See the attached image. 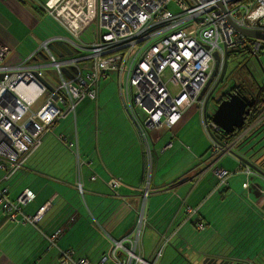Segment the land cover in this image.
I'll use <instances>...</instances> for the list:
<instances>
[{
    "label": "built area",
    "instance_id": "1",
    "mask_svg": "<svg viewBox=\"0 0 264 264\" xmlns=\"http://www.w3.org/2000/svg\"><path fill=\"white\" fill-rule=\"evenodd\" d=\"M21 1L59 22L71 39L46 40L32 55L17 60L13 59L11 48L0 41V206L9 221L27 224L40 232L39 224L51 209L53 199L28 215L23 213V207L32 203L36 195L26 189L14 201L3 184L24 170L45 136L68 115H75L82 101L97 102L100 81L111 75L117 81L123 108L139 134L149 176L153 158L151 130L162 125L173 127L192 106H198L213 156H233L234 148L254 127H248L234 141L227 140L213 122L207 100L218 82L212 84L227 65L229 51L259 56L264 48L263 42L242 35L234 27L264 32V0H59L52 6L39 0ZM173 6L176 12L171 10ZM91 25L97 26L96 34L85 43L81 37ZM57 41L67 42L73 55L60 58L54 54L50 46ZM216 53V77L200 99L216 69ZM41 54L46 56L47 64L37 63L43 59ZM43 69L54 72L55 83L42 74ZM63 69L69 70L73 78L69 79ZM44 94V105L33 113L31 108ZM59 140L67 143L62 136ZM170 147L171 142L161 152ZM241 168L247 177L253 173L243 164ZM212 172L220 186L228 184L231 173L218 167ZM108 186L116 192L121 183L113 179ZM243 187L247 189L249 184ZM77 191L84 198L80 184ZM147 193L146 186L145 199ZM144 203L136 213L130 234L120 239L105 234L110 249L97 264L160 262L169 245L168 238H162L149 259L142 255L147 223ZM76 222L77 216L72 215L52 234H43L48 247H57ZM197 229H204L203 222L197 223ZM59 251V264H92L76 257L73 249Z\"/></svg>",
    "mask_w": 264,
    "mask_h": 264
},
{
    "label": "crops",
    "instance_id": "2",
    "mask_svg": "<svg viewBox=\"0 0 264 264\" xmlns=\"http://www.w3.org/2000/svg\"><path fill=\"white\" fill-rule=\"evenodd\" d=\"M39 1L52 6L59 0ZM27 6L29 3L21 0H0V41L11 48L14 60L32 55L46 40L71 39L53 18L64 33L56 31L46 33L43 39L32 38L42 20L29 12ZM40 16L45 17L43 13ZM87 101L80 103L75 115L57 123L31 155L37 153L35 159L30 162V157L24 170L3 184L8 187L11 200L15 201L26 189L36 195L32 203L23 207L25 214L36 213L51 199L53 203L39 224L40 232L27 224L9 221L0 206V264H59L60 249H73L76 257L97 264L110 249L105 234L115 239L130 234L144 201L147 220L141 242L144 258L152 257L165 237L170 245L158 264H201L206 258L257 264L259 256L248 257L247 261L220 259L196 250L183 254L176 247L190 248L192 228L202 231L197 229L199 221L204 224L203 231L208 226L214 228L212 213L223 207L222 201L230 195L242 197L238 202L243 206L238 212L243 211L244 235L250 242L264 246V177L254 171L247 177L234 156H213L196 111L187 109L173 127L162 125L151 130L153 158L149 176L139 134L123 104L121 107L110 102L98 108L96 103ZM261 123L264 111L252 126ZM156 131L159 132L152 135ZM60 136L67 143L61 142ZM169 142L171 147L161 152ZM255 164L264 172V164L259 161ZM214 167L231 173L227 185H219L212 172ZM113 179L121 183L116 192L108 186ZM246 183L249 187L244 189ZM78 184L83 187L84 198L77 191ZM72 215L77 216V222L58 241L57 247L49 248L43 234H52Z\"/></svg>",
    "mask_w": 264,
    "mask_h": 264
},
{
    "label": "rangeland",
    "instance_id": "3",
    "mask_svg": "<svg viewBox=\"0 0 264 264\" xmlns=\"http://www.w3.org/2000/svg\"><path fill=\"white\" fill-rule=\"evenodd\" d=\"M44 1L48 3V0H44ZM171 10L173 12H176V8L174 6L171 7ZM39 17L41 18L42 22L34 30L35 32L32 38L37 37L43 39L47 36L46 33H51L56 31H59L60 33L63 32L62 28L51 17L48 16L45 17L39 16ZM96 29H97L96 25H91L82 35L81 40L84 41L85 43L91 42L96 34ZM40 62L42 64H47V61H45L44 59H40ZM42 74L49 81H52L53 83L56 82L55 79L56 75L52 70L43 69ZM113 79L115 78L113 75H111L107 79L100 81L99 83L100 96L98 97V101H97L98 104L96 102L98 108H100L102 104H110V102L114 103L117 106L119 104L122 107L120 95H118L119 94L118 84L117 81ZM243 80L249 83H253L258 88H264V48L261 50L259 56L249 55L248 53L229 51V58L227 61L225 74L223 76L221 83L214 92L213 97L220 98L224 93L227 92V90L231 86L240 84ZM46 95L47 94H44L37 99L34 106L31 108V111L33 113L39 111L42 108V106L45 103ZM181 104L183 106L186 104L185 98L181 100ZM111 109L112 106L109 105L108 110L111 111ZM195 111L198 113V117H199L198 121L202 130L204 131L201 123L200 111L198 110L197 105L192 106L189 110V112H195ZM214 111H215V103L211 99L208 105V112L209 114H213ZM68 116H73V115H68ZM158 132L159 131L152 132V135H155ZM207 140L209 141L208 138ZM261 147H262L261 153L263 155L262 160H264V145ZM243 151L244 148H242V152ZM36 156L37 153L31 157L30 162L33 159H35ZM219 156L220 155H218L217 157ZM247 157L248 158L246 159L253 160V158L250 157L249 155H247ZM76 175H77V169H76ZM228 197L226 198V201H222L224 202V206L223 207L219 206L212 213V221L213 223L216 222L214 228L208 226L206 227L205 231L202 230L200 232H196L192 228V234L189 237V239H191L190 248L184 245H183L184 247L182 246L181 247L176 246V247H179L181 249L180 251L183 254H188L191 253L192 250L193 251L196 250V251H201L204 254L215 255L213 257H217V258L219 257L220 259L231 258L239 261H243V260L247 261L248 257L251 258L252 256L253 257L259 256L257 263L264 264V246L262 247V245H258L250 242L247 236L244 235L243 211L241 210L238 212V209H240L243 206L242 202H238V200L242 201V197L241 196L233 197L232 195H230L229 199ZM236 200L238 204H235ZM229 207H231L230 210ZM235 208L237 209L236 211L233 210ZM145 209H146V203H145ZM202 238L204 239L201 242ZM169 245L167 246V248L169 247ZM102 248L103 245H101L100 249ZM172 248L176 249L174 248V246H172ZM203 263L204 261L201 264Z\"/></svg>",
    "mask_w": 264,
    "mask_h": 264
},
{
    "label": "water",
    "instance_id": "4",
    "mask_svg": "<svg viewBox=\"0 0 264 264\" xmlns=\"http://www.w3.org/2000/svg\"><path fill=\"white\" fill-rule=\"evenodd\" d=\"M29 12H31L37 18H40L39 14L31 7L27 6ZM234 27L244 36L256 39L257 41H261L264 43V32L263 31H256V30H247L242 29L236 25ZM51 51L56 54L58 57L62 58L65 55H73V51L70 47L65 44L63 41H57L55 44L50 46ZM43 59H47L45 55H42ZM216 59V69L213 72L207 86L203 90L200 99L206 94L208 88L214 81L217 70L219 67V56L216 53L214 55ZM227 66V65H226ZM226 66L222 72V75L216 84V86L212 89V92L209 94L208 101H210V97L214 94L217 87L221 83L223 76L225 74ZM76 72V70H74ZM64 74L69 78H73V74L67 69H63ZM257 98L253 97L249 99L248 97L240 96L239 94H231L229 93L228 99L221 101L217 106H215V111L212 114V120L216 123L225 135H232L237 129H242L245 126L246 119L251 113V109L255 106ZM252 125L249 127L251 128ZM250 151V150H249ZM232 155L244 166L249 167L252 171L258 173L259 175L264 177V172L258 169V167L239 153L233 152ZM245 155L247 156L248 153L246 152ZM203 264H218L217 260L206 258ZM219 264H232L230 261H224L223 263ZM239 264V263H237Z\"/></svg>",
    "mask_w": 264,
    "mask_h": 264
},
{
    "label": "trees",
    "instance_id": "5",
    "mask_svg": "<svg viewBox=\"0 0 264 264\" xmlns=\"http://www.w3.org/2000/svg\"><path fill=\"white\" fill-rule=\"evenodd\" d=\"M39 15L40 12L37 11ZM240 53H243L240 51ZM222 99V98H221ZM86 101V100H84ZM82 101V102H84ZM81 102V103H82ZM264 111V103L258 102V105L254 106L251 110L250 115L246 119L245 126L242 129H237L232 135H225L224 137L229 141H234L238 138L248 127H250L263 113ZM264 123L258 124L253 127L237 144L236 153H239L245 158H248L245 153L247 152L253 160L249 159V161L255 164V161H259L264 164V160H262V147L264 145ZM242 148L244 151L242 152ZM250 150V151H249ZM256 165V164H255ZM258 264V263H257Z\"/></svg>",
    "mask_w": 264,
    "mask_h": 264
},
{
    "label": "flooded vegetation",
    "instance_id": "6",
    "mask_svg": "<svg viewBox=\"0 0 264 264\" xmlns=\"http://www.w3.org/2000/svg\"><path fill=\"white\" fill-rule=\"evenodd\" d=\"M219 79L220 78L218 77L216 79V81L214 82V84H212V85L214 86L218 82ZM229 93H231V94L237 93L240 96L248 97L249 99L255 97V98H257L255 106L258 105V102L264 103V88H258L253 83H249V82H246L245 80H243L240 84H236V85L231 86L227 90V92L224 93L220 98H218V97L214 98L212 96L211 99L214 101L215 106H217L221 101L228 99ZM217 262L219 264V263H223L224 261L218 260ZM237 263L241 264L240 262H237V261L232 262V264H237Z\"/></svg>",
    "mask_w": 264,
    "mask_h": 264
},
{
    "label": "bare ground",
    "instance_id": "7",
    "mask_svg": "<svg viewBox=\"0 0 264 264\" xmlns=\"http://www.w3.org/2000/svg\"><path fill=\"white\" fill-rule=\"evenodd\" d=\"M146 188V187H145Z\"/></svg>",
    "mask_w": 264,
    "mask_h": 264
},
{
    "label": "clouds",
    "instance_id": "8",
    "mask_svg": "<svg viewBox=\"0 0 264 264\" xmlns=\"http://www.w3.org/2000/svg\"><path fill=\"white\" fill-rule=\"evenodd\" d=\"M243 134V133H242Z\"/></svg>",
    "mask_w": 264,
    "mask_h": 264
}]
</instances>
